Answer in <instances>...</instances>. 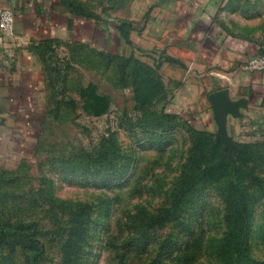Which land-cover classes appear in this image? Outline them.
Instances as JSON below:
<instances>
[{"label": "rangeland", "instance_id": "obj_1", "mask_svg": "<svg viewBox=\"0 0 264 264\" xmlns=\"http://www.w3.org/2000/svg\"><path fill=\"white\" fill-rule=\"evenodd\" d=\"M67 1L93 39L40 48L52 93L0 159V264H264V88L227 146L207 92L137 42L163 0ZM187 8L264 53V0Z\"/></svg>", "mask_w": 264, "mask_h": 264}, {"label": "crops", "instance_id": "obj_2", "mask_svg": "<svg viewBox=\"0 0 264 264\" xmlns=\"http://www.w3.org/2000/svg\"><path fill=\"white\" fill-rule=\"evenodd\" d=\"M187 4L163 0L143 23L139 46L160 49L173 59L175 71L167 83L171 87L185 81L191 91L207 92V101L199 102L203 118L214 116L209 95L224 88L232 100L251 99L252 110L244 117L253 116L264 72L250 70L246 63L257 52L197 21L198 11H190ZM4 9L14 12L15 30H0V159L11 157L14 145L26 147L29 119L39 116V102L51 98L42 43L91 42L95 30L91 17L77 13L67 0H0V14Z\"/></svg>", "mask_w": 264, "mask_h": 264}, {"label": "water", "instance_id": "obj_3", "mask_svg": "<svg viewBox=\"0 0 264 264\" xmlns=\"http://www.w3.org/2000/svg\"><path fill=\"white\" fill-rule=\"evenodd\" d=\"M209 102L212 106L214 119L218 125V134L223 137L227 146H233L232 136L229 133L227 121L228 115L241 116V109L248 107L247 98L232 100L228 89L224 88L214 91L209 95Z\"/></svg>", "mask_w": 264, "mask_h": 264}, {"label": "built area", "instance_id": "obj_4", "mask_svg": "<svg viewBox=\"0 0 264 264\" xmlns=\"http://www.w3.org/2000/svg\"><path fill=\"white\" fill-rule=\"evenodd\" d=\"M0 30L11 34L15 30V14L11 9H4L0 14ZM246 68L264 72V54L252 56L246 63Z\"/></svg>", "mask_w": 264, "mask_h": 264}, {"label": "trees", "instance_id": "obj_5", "mask_svg": "<svg viewBox=\"0 0 264 264\" xmlns=\"http://www.w3.org/2000/svg\"><path fill=\"white\" fill-rule=\"evenodd\" d=\"M52 42H44V43H42V46L43 45H49V44H51ZM262 54H264V53H262ZM169 60H172V58H169Z\"/></svg>", "mask_w": 264, "mask_h": 264}]
</instances>
